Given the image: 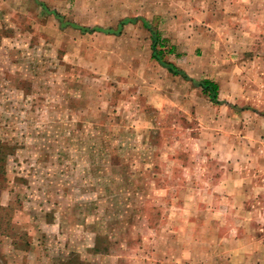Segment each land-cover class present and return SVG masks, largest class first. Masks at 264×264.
Wrapping results in <instances>:
<instances>
[{"label":"rangeland","instance_id":"obj_1","mask_svg":"<svg viewBox=\"0 0 264 264\" xmlns=\"http://www.w3.org/2000/svg\"><path fill=\"white\" fill-rule=\"evenodd\" d=\"M46 2L148 19L189 80L140 21L0 0V264H215L243 233L264 254V0Z\"/></svg>","mask_w":264,"mask_h":264},{"label":"trees","instance_id":"obj_2","mask_svg":"<svg viewBox=\"0 0 264 264\" xmlns=\"http://www.w3.org/2000/svg\"><path fill=\"white\" fill-rule=\"evenodd\" d=\"M37 3L45 14L52 15L59 22L60 27L75 28L82 33H92L98 31L107 34H119L126 24L140 21L142 27H144L149 32L150 57L162 67H164L170 74L174 76L180 75L183 79L189 80L187 74L182 69L177 67L172 61L166 58L167 55H178V53L176 52V47L173 44H168V40L161 37V33L159 32V30L153 27V25H151V23L145 18H123L117 23L115 28H104L101 26L87 27L66 19L65 16L57 12L55 9H50L46 4L41 1H37ZM195 84L200 89L201 93L205 95L211 102L216 104H227V102H221L218 98L219 86L216 81L209 78H202L200 80H197ZM5 159V153L2 150V146H0V171H2L4 168L2 161H4Z\"/></svg>","mask_w":264,"mask_h":264},{"label":"crops","instance_id":"obj_3","mask_svg":"<svg viewBox=\"0 0 264 264\" xmlns=\"http://www.w3.org/2000/svg\"><path fill=\"white\" fill-rule=\"evenodd\" d=\"M35 1H40V0H35ZM41 2H43L44 4H46L49 8H51L50 5H48V2H46V0H43V1L41 0ZM52 9H54V8H52ZM56 11L59 12L58 10H56ZM59 13L62 14L61 12H59ZM62 15L65 16V14H62ZM49 16H52V15H49ZM135 17H138V16H135ZM65 18L68 19L66 16H65ZM142 18H144V17H142ZM68 20H70V19H68ZM146 20H148V19H146ZM71 21H73V20H71ZM58 24H59V22H58ZM63 28H71V27H63ZM73 29H75V28H73ZM176 52H178L177 49H176ZM224 102H226V101H224ZM237 213H238V210L235 212V215ZM252 236L243 233V234H240V235H238V234L235 235V237L233 239L231 238L229 240L230 245H231L232 242H234V243L231 245V247L229 249V252L228 253L225 252V254H227V256L221 257L222 256V253H221L222 248L220 247L219 248V251L216 254V256L218 257V262L217 263L215 262V264H256V263L253 262V256L254 257L264 258V254H263L262 251L261 252L260 251H253L252 249L248 248V244H249L248 243V238L251 239ZM255 236H258V238H257L258 241L259 240L260 241H263L262 240L263 237L262 238L259 237V235L257 233L255 234ZM222 239H223V237H222ZM220 240H221V238H220ZM242 246H245L246 248H242ZM224 257H227V261H223V258ZM260 264H263V263L260 262Z\"/></svg>","mask_w":264,"mask_h":264}]
</instances>
